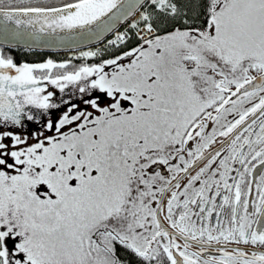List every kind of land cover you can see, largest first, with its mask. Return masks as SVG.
<instances>
[{"label":"snow or ice","instance_id":"obj_1","mask_svg":"<svg viewBox=\"0 0 264 264\" xmlns=\"http://www.w3.org/2000/svg\"><path fill=\"white\" fill-rule=\"evenodd\" d=\"M0 264H264V0H0Z\"/></svg>","mask_w":264,"mask_h":264},{"label":"trees","instance_id":"obj_2","mask_svg":"<svg viewBox=\"0 0 264 264\" xmlns=\"http://www.w3.org/2000/svg\"><path fill=\"white\" fill-rule=\"evenodd\" d=\"M12 54L16 57L18 61L20 60L35 61V60H39V57L44 53H39V52L27 53L24 52L23 50H14Z\"/></svg>","mask_w":264,"mask_h":264},{"label":"flooded vegetation","instance_id":"obj_3","mask_svg":"<svg viewBox=\"0 0 264 264\" xmlns=\"http://www.w3.org/2000/svg\"><path fill=\"white\" fill-rule=\"evenodd\" d=\"M47 56H51V57H53L54 59H63V58H66V57H67V53H66V52L50 53V54L44 53L43 55H41V56L39 57V59L45 58V57H47Z\"/></svg>","mask_w":264,"mask_h":264},{"label":"water","instance_id":"obj_4","mask_svg":"<svg viewBox=\"0 0 264 264\" xmlns=\"http://www.w3.org/2000/svg\"><path fill=\"white\" fill-rule=\"evenodd\" d=\"M34 52H41V53H60V52H65V51H57V50H51V49H37Z\"/></svg>","mask_w":264,"mask_h":264}]
</instances>
